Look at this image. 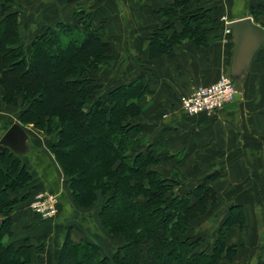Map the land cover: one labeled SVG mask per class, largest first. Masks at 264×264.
<instances>
[{
  "label": "trees",
  "instance_id": "obj_1",
  "mask_svg": "<svg viewBox=\"0 0 264 264\" xmlns=\"http://www.w3.org/2000/svg\"><path fill=\"white\" fill-rule=\"evenodd\" d=\"M175 7H181L175 13L183 29L154 37L151 60L169 54L184 40L197 46L207 44L209 29L203 26L215 21L209 11L199 8L197 0H179L171 9ZM76 18L77 23H60L26 46L18 13H7L6 7L0 13V107L16 105L23 98L20 124H33L56 138L49 150L63 171L74 203L89 209L103 197L98 221L110 235L125 241L109 257L94 243L73 240L69 231L58 264L231 261L238 246L228 244L227 233L245 226L243 207H232L213 245L200 248L191 235V224L216 201L209 181L218 175L180 193L174 177L154 169L166 158L156 156L153 146L145 144L140 120L146 95L143 79L103 91L95 73L110 66L111 45L103 27L93 26L91 13H78ZM39 191L21 156L0 150V264H32L35 255L40 258L44 243L36 246L29 239L5 242L15 235V209L19 204L30 208Z\"/></svg>",
  "mask_w": 264,
  "mask_h": 264
},
{
  "label": "crops",
  "instance_id": "obj_2",
  "mask_svg": "<svg viewBox=\"0 0 264 264\" xmlns=\"http://www.w3.org/2000/svg\"><path fill=\"white\" fill-rule=\"evenodd\" d=\"M177 1L0 0V13L4 7L7 13H18L26 46L60 23H77L78 13H91L93 26L103 27L113 53L111 65L95 73L103 91L132 84L139 78L146 85L140 118L143 137L146 145L153 146L156 156L166 158L154 169L170 178L186 175L183 182L179 181L181 193L218 175L209 185L217 193V186L226 190V205L230 209L243 207L246 215L244 228L236 226L227 233L228 244L238 246L237 255L221 264H237L247 250L252 252L246 253L248 261L244 264H264V227L249 232L255 237L254 242L247 240L246 251L236 239V232L250 230L254 222L248 211L255 201L250 202L245 194L264 190V48L255 55L247 76L236 82L234 102L212 114L197 116L187 115L180 106V98L195 87L214 84L230 75L235 45L227 24L250 17L264 29V0H197L198 7L208 10V16L215 20L203 26L209 29L207 44L197 46L184 40L169 54L151 60L154 37L170 36L183 29L175 13L179 14L181 7L171 9ZM7 120L0 118V134L8 130ZM23 128L29 137V149L21 159L40 188L59 194L62 209L57 218L41 220L28 206L19 204L13 215V240L29 239L36 246L38 242L46 243L42 264H58L70 231L73 240L94 243L103 255L110 257L117 250L115 246L125 245L124 238H113L102 230L97 216L99 207L82 209L74 203L45 137L46 146L41 147L33 140V132ZM227 216L228 213L225 219ZM241 240L245 241L246 235Z\"/></svg>",
  "mask_w": 264,
  "mask_h": 264
},
{
  "label": "rangeland",
  "instance_id": "obj_3",
  "mask_svg": "<svg viewBox=\"0 0 264 264\" xmlns=\"http://www.w3.org/2000/svg\"><path fill=\"white\" fill-rule=\"evenodd\" d=\"M47 62H49V60H47ZM22 108H23V98L21 96L18 98V104H16V105H5V104H3L0 107V118L8 119L7 123L5 124V126H6L5 130L9 129L11 124H15V123H19L20 124L19 114H20V111L22 110ZM23 127L29 128L31 130V132H33V137H34L33 140L35 139V141H38L39 142L38 145L41 146V147H43L44 145L46 146V144L44 142V137H45L46 141L48 142L49 147H50L51 143L53 142V140L56 139V138H54V136L45 135L44 132H42L41 130L37 129L33 124L25 125ZM2 135L3 134H0V139H1ZM72 158H74V157L72 156ZM181 160L182 159H179V161H181ZM60 169H61V167H60ZM61 171H62V169H61ZM62 173H63V171H62ZM173 177H175L177 179V184H176V186L178 188L177 191L181 193L182 190H180L181 188H180L179 183L183 182L187 176L180 174V177H178V176H173ZM35 182H36V180H35ZM36 185H37V183H36ZM42 191L43 192H50V193H52L54 195H57L58 202H59V212L54 217V218H57L59 216V213H60L61 209H62V205H61L59 194L56 193V192L50 191L48 189L40 188L39 192H42ZM217 191H218V193L216 192L217 193L216 194V201L210 202L209 206H208V209H207V212L202 217H200V218L196 219L195 221H193L192 224H191L192 229H193L191 235L193 237L197 238V239L196 238L195 239L199 241V244H201L200 248H202V249H206V248L211 247L213 245V243L216 241L217 235L219 234L220 230L222 229V225H223V223L225 221V217H226L227 213L229 215V213L231 211L229 206L226 205V202H227V199H226V196H225L226 190L218 189V186H217ZM245 197L249 198L250 200L249 199L248 200L250 202H252V203L255 201L254 204L250 205L249 211H248L249 215H251L253 217L252 220L254 221L253 223H251L252 225H250V230L247 231V229H246V230H243L241 232H236V239H237V241H239L238 244H242L243 243L244 250L246 251L247 250L246 246L248 245L247 240H249L250 242H254V237H255L254 234H249V232L254 233L255 229L259 230V228L262 229L264 227V190H257V191H254V192L253 191H249V192H247L245 194ZM103 199L104 198L100 196L98 204H96L92 208H89V210H91V209H93L95 207L96 208L99 207L98 205H100V203L103 201ZM54 218H51V219H54ZM41 220H45V219H41ZM46 220H50V219H46ZM100 227L109 236H112L101 226V224H100ZM245 235H246V240L245 241L241 240L242 237L243 238L245 237ZM114 237H116V236H113V238ZM6 239L7 240H5V242H7V243L13 241V239L8 238V237ZM44 244H46V243H44ZM37 245L40 246L41 242H38ZM115 247L117 248V250L119 249L118 246H115ZM45 248L43 249L42 252L45 251ZM117 250H115V252ZM251 250H252V248H251ZM248 252H252V251L247 250V252H243L244 256H242L238 260L237 264H244V263H246V261H248V257L246 259V253H248ZM113 253L114 252H112L110 257H112ZM42 254L43 253H40V255H42ZM40 258L37 259V255H35L34 258H33L32 264H42V262H43L42 256H40Z\"/></svg>",
  "mask_w": 264,
  "mask_h": 264
},
{
  "label": "water",
  "instance_id": "obj_4",
  "mask_svg": "<svg viewBox=\"0 0 264 264\" xmlns=\"http://www.w3.org/2000/svg\"><path fill=\"white\" fill-rule=\"evenodd\" d=\"M227 30L235 45L230 78L239 82L247 76L257 52L264 48V29L252 18L246 17L229 22ZM28 142L29 137L24 128L15 123L2 135L0 150L9 149L14 154L23 156L28 152Z\"/></svg>",
  "mask_w": 264,
  "mask_h": 264
},
{
  "label": "built area",
  "instance_id": "obj_5",
  "mask_svg": "<svg viewBox=\"0 0 264 264\" xmlns=\"http://www.w3.org/2000/svg\"><path fill=\"white\" fill-rule=\"evenodd\" d=\"M237 93L230 76L224 75L216 83L195 87L189 94L182 96L180 106L189 116L212 114L234 102ZM30 209L42 219L54 218L59 212L58 197L50 192H39Z\"/></svg>",
  "mask_w": 264,
  "mask_h": 264
}]
</instances>
